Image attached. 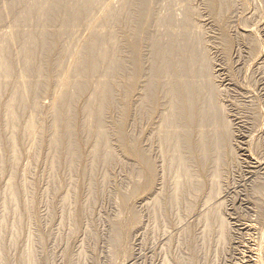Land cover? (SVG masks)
<instances>
[{"label": "rangeland", "instance_id": "1", "mask_svg": "<svg viewBox=\"0 0 264 264\" xmlns=\"http://www.w3.org/2000/svg\"><path fill=\"white\" fill-rule=\"evenodd\" d=\"M147 1L158 18L169 14L180 23L186 8L193 14L194 33L199 31L217 102L232 132L233 152L218 167H193L198 191L185 178L177 199L170 201L178 177L157 132L168 114L162 106L143 119L140 96L146 76L129 98L126 113L120 102L105 115L113 160L92 172V144L84 136L77 166L69 171L62 157L53 167L44 112L38 121L47 129L41 146L33 150L26 137L16 161L6 144L8 131L0 125V264H248L249 246L261 236L264 242V0H229L231 7L221 13L209 0ZM110 2L119 6L118 0ZM7 25L0 24L1 36ZM142 57L147 71L146 44ZM6 93L1 103L10 101ZM49 99L41 96L42 107ZM121 115L124 141L115 133ZM132 142L153 164L149 187L139 174V162L126 151ZM217 218L225 226L223 235Z\"/></svg>", "mask_w": 264, "mask_h": 264}, {"label": "bare ground", "instance_id": "2", "mask_svg": "<svg viewBox=\"0 0 264 264\" xmlns=\"http://www.w3.org/2000/svg\"><path fill=\"white\" fill-rule=\"evenodd\" d=\"M147 2L118 0L115 8L110 0H0V24H8V31L0 35V125L8 131L6 144L13 161L18 159V148L26 137L33 150L41 146L47 131L39 127L43 112L49 121L46 145L53 167L62 157H66L69 171L77 166L83 136L92 144L91 172L112 161L104 117L120 102L126 113L129 98L146 77L140 96L143 119L162 106L168 114L161 116L157 132L178 177L170 201L177 199L185 178L189 187L198 191L199 179L193 167L204 169L210 163L218 167L233 152L232 132L217 102L199 31L194 33L193 14L186 8L180 23L169 14L158 18ZM208 2L219 5L216 11L220 13L231 7L229 0ZM82 28L87 32L83 31L85 38ZM145 44L150 52L147 71L142 60ZM6 92L10 101L1 103ZM43 94L50 97L45 110L40 103ZM84 96L83 105L78 107ZM120 119L115 133L124 141L123 115ZM126 148L139 162V174L149 187L155 178L153 164L134 142ZM216 173L213 170L212 174ZM14 182L8 185L13 198ZM154 204L158 208L159 200ZM217 221L223 235L225 226L220 218ZM119 237L117 234L116 243ZM262 241L261 236L249 246L245 263L264 264Z\"/></svg>", "mask_w": 264, "mask_h": 264}]
</instances>
